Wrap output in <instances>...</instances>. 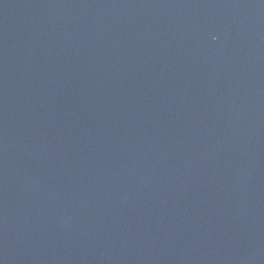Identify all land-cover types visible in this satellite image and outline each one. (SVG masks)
<instances>
[{"label":"water","instance_id":"water-1","mask_svg":"<svg viewBox=\"0 0 264 264\" xmlns=\"http://www.w3.org/2000/svg\"><path fill=\"white\" fill-rule=\"evenodd\" d=\"M0 264H264V0H0Z\"/></svg>","mask_w":264,"mask_h":264}]
</instances>
